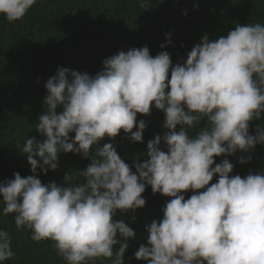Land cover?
Masks as SVG:
<instances>
[{
  "label": "clouds",
  "instance_id": "1",
  "mask_svg": "<svg viewBox=\"0 0 264 264\" xmlns=\"http://www.w3.org/2000/svg\"><path fill=\"white\" fill-rule=\"evenodd\" d=\"M35 3L0 0V15L14 22ZM102 63L95 75L58 67L47 79L45 108L35 127L44 139L30 136L20 148L33 175L17 172L0 182L3 213L14 214L16 227L29 229L33 241H53L66 264H86L111 259L120 243L117 234L134 237L132 228L113 217L118 209L143 207L141 194L150 185L154 194L171 199L161 209L162 219L146 225L147 246L140 245L136 259L264 264V171L242 178L229 175L234 166L228 159L212 166L215 156L264 144V127L248 132L249 122L264 113V24H237L214 41L204 35L182 65H172L166 51L151 56L147 46L119 51ZM153 106L164 112L167 131L148 141V159L134 162L135 172L112 143L90 155L93 145L121 129L130 140L142 141L146 124L136 116L150 114ZM202 119L204 127L190 135L188 129ZM161 141L166 152L158 147ZM69 151L91 160L79 171L83 182L66 174L68 186L43 184L37 168L57 169L58 154ZM250 159L241 156L238 162ZM214 174L218 179L209 185ZM189 189L193 194L185 199L182 193ZM127 246L120 243L112 264H123ZM13 255L9 233L0 230V262Z\"/></svg>",
  "mask_w": 264,
  "mask_h": 264
},
{
  "label": "trees",
  "instance_id": "2",
  "mask_svg": "<svg viewBox=\"0 0 264 264\" xmlns=\"http://www.w3.org/2000/svg\"><path fill=\"white\" fill-rule=\"evenodd\" d=\"M141 4L149 6L144 9ZM255 23L264 24V0H36L23 18L14 22L0 15V182L14 178L13 173L17 172L21 177L33 175L27 154L20 148L30 136L44 139L35 127L45 108L44 85L58 67L95 75L103 70L105 58L144 46L151 56L166 51L172 65H182L187 53L204 35L214 41L226 36L237 24ZM166 33H170L167 38ZM61 110L58 106L57 111ZM164 116L154 106L150 114L137 113L136 120H144L146 124L142 141L130 140V133L125 134L121 129L114 138L106 135L93 145L90 155H95L97 147L112 143L121 159L135 172L134 162L148 159V141L156 135L162 137L167 131L163 127ZM205 124L206 120L202 119L193 129H188L189 134L194 135ZM257 125L264 127V113L249 122L250 135L256 134ZM135 130L134 127L132 131ZM158 147L167 151L163 141ZM241 156H251V159L240 163ZM223 159L234 166L230 176L243 178L249 172L264 171V144L256 143L247 153L237 150L231 155L215 156L212 166ZM90 162V158L80 153L61 152L57 169L43 172L37 168L35 175L43 184L55 182L68 186L70 182L64 176L68 174L72 182H83L79 171ZM217 179L218 174H214L209 185ZM182 194L187 199L193 190ZM141 195L146 201L143 207L118 209L113 217L134 231V237L130 238L117 234L120 243L128 245L123 264H147L136 259L134 253L140 245L147 246L146 225L162 219L161 209L171 199L160 192L154 194L150 185L145 186ZM3 207L0 203V230L9 233L14 255L0 264H66L53 247V241H33L30 230L18 229L14 214H4ZM120 243L114 246L111 259L96 258L86 264H112Z\"/></svg>",
  "mask_w": 264,
  "mask_h": 264
}]
</instances>
